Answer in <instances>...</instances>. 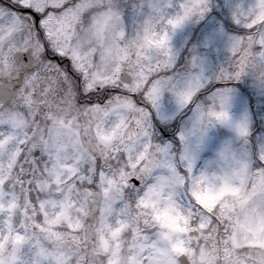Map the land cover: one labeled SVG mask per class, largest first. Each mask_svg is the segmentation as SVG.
I'll use <instances>...</instances> for the list:
<instances>
[{
    "label": "snow or ice",
    "instance_id": "snow-or-ice-1",
    "mask_svg": "<svg viewBox=\"0 0 264 264\" xmlns=\"http://www.w3.org/2000/svg\"><path fill=\"white\" fill-rule=\"evenodd\" d=\"M0 264H264V0H0Z\"/></svg>",
    "mask_w": 264,
    "mask_h": 264
}]
</instances>
